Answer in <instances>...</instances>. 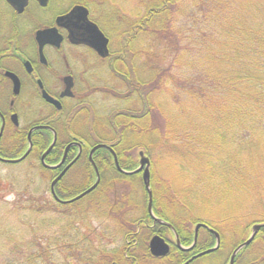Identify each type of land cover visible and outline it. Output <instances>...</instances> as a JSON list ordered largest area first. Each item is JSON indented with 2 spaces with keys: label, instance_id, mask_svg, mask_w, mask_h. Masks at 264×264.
I'll list each match as a JSON object with an SVG mask.
<instances>
[{
  "label": "trees",
  "instance_id": "16d2710c",
  "mask_svg": "<svg viewBox=\"0 0 264 264\" xmlns=\"http://www.w3.org/2000/svg\"><path fill=\"white\" fill-rule=\"evenodd\" d=\"M143 6L141 63L135 61L139 52L134 51L127 64L114 66V72L123 75L117 79L124 82L111 86V109L105 115L102 105L94 104L96 99L85 103L87 128L84 122L79 134L90 146L109 144L125 170L134 169V153L144 151L150 159L152 210L173 224L182 240L188 238L185 225L203 222L220 233L223 245L224 234L236 238L244 233L237 245L250 225L264 222V0H145ZM127 78L131 84L135 81L130 91ZM161 111L164 116L155 119L154 113ZM42 143L35 142L32 155L38 157L46 146ZM93 159L100 182L80 200L62 205L35 193L17 198L15 208L7 211L12 222L8 218L0 223V252L7 256L3 264H43L37 261L45 256L42 240L49 224L57 221L43 214L62 213L59 207L76 208L88 198L97 214H111L134 229L135 217L130 214L138 203L130 192L118 188L137 175L143 214L150 218L141 176L119 172L104 148L95 150ZM38 164L48 179L50 172ZM78 169L81 174L73 176ZM94 178L84 152L74 169L55 184V193L60 199L71 198ZM78 208L85 213L83 206ZM261 234L264 238V228L254 241ZM82 237L75 242L73 237L62 239L64 248L65 243L70 245L65 264H96L97 252L105 263L123 261L114 254L115 259L105 258L107 251L101 245ZM212 244V235L202 228L195 249ZM117 254L122 257L123 251ZM246 254L243 264L257 260L264 264V255Z\"/></svg>",
  "mask_w": 264,
  "mask_h": 264
},
{
  "label": "flooded vegetation",
  "instance_id": "af4514ba",
  "mask_svg": "<svg viewBox=\"0 0 264 264\" xmlns=\"http://www.w3.org/2000/svg\"><path fill=\"white\" fill-rule=\"evenodd\" d=\"M139 3L140 6L136 12V16H139L137 21L120 16L117 9L115 12L111 6L112 0H0L1 158H7L5 156L12 154H16L15 158H18L31 145L27 156L20 161L22 162L33 154L35 142H43L42 144L46 146L37 157L41 163V154L49 147L55 133L54 145L44 158L46 165L42 166L50 172L48 174L50 185V182L71 161L75 160L58 181L74 169L84 152L89 154L92 146L87 144L79 134L83 124L80 121L81 114L83 109L86 110L83 102L86 99L81 94L82 89L85 85L95 84L96 79L99 84L107 82L108 79L97 76L99 64L107 62L111 75L123 77L121 73L114 72V66L119 63L121 65L128 63L124 57L126 47L124 41L134 42L138 35H141V2ZM76 5L86 10L88 22L94 24L107 38L106 55L101 56L87 43L92 26L85 22L81 12L78 20H84V23L77 29L81 41L70 39L68 29L60 22V17ZM42 32L44 33L41 34ZM137 47L141 48V46ZM68 83L71 84L70 95L64 94ZM44 93L59 103V107L55 102L49 101ZM38 125L49 128L34 129L29 136V141L30 129ZM69 143L72 145L67 150L63 162L58 167H49L61 162L65 147ZM49 193L51 195L50 188ZM148 216L150 217L149 213ZM150 219V224L143 222L141 226L139 222L137 223L136 231L133 232L134 235L139 234L137 241L129 239L130 233L125 235L126 244H130L133 252H125L126 249L123 248L124 260L134 256V258L139 257L141 264H146L147 258L157 263L180 264L200 251L195 249L197 241L188 250L180 249L176 239L185 248H189L193 243V236L182 243L179 236L175 237L176 231L173 226L154 221L151 217ZM205 230L211 234L208 229ZM149 232L151 234L147 236ZM154 234L161 235L167 242L169 251L166 255L151 254L148 245ZM145 236H147V242ZM131 242H134L133 246ZM221 248L220 236L217 249L200 257L207 254L214 255ZM254 256L262 255L255 250ZM200 257L188 264H193V261ZM214 258L218 264L220 259L216 255ZM256 263L261 262L257 260Z\"/></svg>",
  "mask_w": 264,
  "mask_h": 264
},
{
  "label": "rangeland",
  "instance_id": "374dc122",
  "mask_svg": "<svg viewBox=\"0 0 264 264\" xmlns=\"http://www.w3.org/2000/svg\"><path fill=\"white\" fill-rule=\"evenodd\" d=\"M145 0H112V8H114L115 12L116 9L119 11L118 13L120 16H125V18H129L131 20H137L138 17L136 16V12L138 11V8L140 6L141 2V12L144 11L145 7L143 6V2ZM141 16V15H140ZM174 17H172L173 21ZM176 22L178 23V17L175 18ZM130 20V21H131ZM138 21V20H137ZM178 25V24H177ZM133 41V40H131ZM141 41V35H138L137 38V43H134L133 45L131 44L132 42L124 41L125 47V53L124 57L126 60H129L132 58L131 52L137 51L139 53H142L145 50L144 44L140 43ZM169 45V44H168ZM137 46H144V47H137ZM160 47V46H159ZM159 47H156L157 50H159ZM171 47V46H170ZM162 48V46L160 47ZM161 50V49H160ZM139 58H136L135 61L138 59L139 62L141 63V54L138 56ZM139 63V64H140ZM97 76L99 75L101 79H108L107 83L103 82L102 84L105 83L103 86L102 84H99L98 80L96 79L95 84H88L83 86L82 89V95L85 96L84 98V104H90L88 101H91L92 103L95 102V99L97 100V103L95 102L94 104H101V109L100 112H105V115L109 112L111 109V105L113 103V98L112 94V85L113 84H119L120 80L117 79L115 75H111V71L109 70V67L107 66V62L103 64H99L97 67ZM139 71L141 73V68H139ZM172 73L176 72L177 70L172 69ZM127 81L130 83L131 80L127 78ZM135 81L130 83L128 91H130L134 86ZM138 85L136 83L135 87ZM86 105V104H85ZM84 108H88L87 106ZM163 111L161 112H155L153 116H155V119H160V115L164 116ZM82 117L80 118V121L83 123H86V116H84V113L81 114ZM87 128V123L85 124ZM135 158L138 159L137 152L134 153ZM134 158V159H135ZM39 160L35 155L29 156L22 162H18L15 164H7L3 163L0 161V223H5L7 222H12V215H8L7 211L10 209L15 208V203L18 197H26L33 195L35 193L36 195H41L45 200L50 199L51 195L49 193L48 189V179H47V174L44 172L42 173V170L38 167ZM163 170V168H162ZM164 171V170H163ZM81 172H79V169L73 173V176H79ZM140 175V174H139ZM161 176V174H159ZM71 182V181H70ZM68 182V183H70ZM124 183H126L124 185ZM118 186V185H116ZM141 183H140V177L138 178V175L133 177L132 180H125L123 182V186L119 185L118 190H123L124 192H130L132 200L136 201L138 205L135 207H132L131 209L134 210L132 213H128L127 216L130 214L134 218V222L131 223V226L133 225L134 229L132 228H126L120 219L114 218L112 219V215H101L97 214L95 211V208H93V199L88 198L84 203H80L79 205L75 207H59L60 211L62 213H56V212H45L43 215L46 217H51L57 219V221L54 222V224H49L47 231H46V236L44 237L45 239L42 240V245L45 250V256L40 260H37L39 262H43V264H65L66 262L64 261V257L69 254V250L67 246H70L68 243L66 244V248L63 247V242L62 239H68L73 237V241L75 242L76 240H79V238H83L82 235H85L86 237H90L93 242V245L102 247L101 249H105L107 251L106 257L105 258H113V254L116 255L117 260H123L119 264H141V261H139V257H127L123 258L119 257L118 252L123 251V248L126 249L125 252L128 251V253L133 252V248L129 245L126 244L125 235L130 233L129 239L133 241H137L138 237L136 234L134 235L133 232L136 231V225L139 222V225L142 226L143 222H147L150 224V218H144L143 214V205H144V199H143V194L141 190ZM23 195V196H22ZM141 204V205H140ZM83 206L81 210L85 211L80 213L78 207ZM86 207V208H85ZM237 208V207H235ZM105 210V208H103ZM107 211V210H106ZM105 211V212H106ZM104 212V213H105ZM102 213V214H104ZM159 217V216H158ZM161 218V217H160ZM165 220V219H162ZM166 222L170 223L169 221L165 220ZM129 223V222H127ZM175 231L177 232L175 226L171 224ZM187 226L186 228V233L188 235V238L186 240H190L193 235V227L194 224L192 225H185ZM189 226V227H188ZM247 234L250 232V229H247ZM132 231V232H131ZM151 232V231H150ZM147 236H149L151 233ZM97 233L100 238L96 237ZM178 233V232H177ZM78 234V236H76ZM82 234V235H81ZM173 234V233H172ZM244 234V233H243ZM242 232H240V237L239 235L235 238V235L233 234H224V237L226 240L224 241V245L222 243V250L218 251L214 255L212 254H207L204 257H200L199 259L193 261V264H217L214 256L216 255L217 258L220 259L218 264H228V257L230 255V252L234 245H236V241H238L239 238L242 237ZM64 235V236H63ZM80 236V237H79ZM147 236L144 238L146 239L147 242ZM179 236V235H178ZM60 237V238H59ZM173 238V236L171 235ZM239 237V238H238ZM180 238V237H179ZM51 239L54 244L47 246L48 241ZM181 239V238H180ZM186 240H182V243H185ZM57 241V242H56ZM134 242H131V245L133 246ZM138 245V244H137ZM136 245V246H137ZM145 245V244H144ZM143 245V247H144ZM135 247V246H134ZM142 247V246H141ZM128 248V249H127ZM136 249V247L134 248ZM257 251L259 254L264 255V238L263 234L260 235L258 239H256L246 250L242 251L241 253L238 252L239 256L238 258V263L242 264L244 263L243 261H246L245 259L249 257V255H245L247 252L251 251ZM2 253L0 252V264H3L5 259L7 258L6 253L1 255ZM100 253L97 252L96 259L99 261ZM103 257V253L101 255ZM214 258V259H213ZM115 259V258H113ZM96 261V264L97 262ZM102 264H108V262L105 263L103 259L101 260ZM236 262V261H235ZM157 262L151 261L149 258L146 259V264H156ZM11 264H16V263H11ZM71 264H77V262H72ZM82 264V263H81ZM86 264V263H85ZM95 264V263H92ZM100 264V263H99ZM157 264H167V263H157ZM263 264V263H261Z\"/></svg>",
  "mask_w": 264,
  "mask_h": 264
},
{
  "label": "water",
  "instance_id": "95a60500",
  "mask_svg": "<svg viewBox=\"0 0 264 264\" xmlns=\"http://www.w3.org/2000/svg\"><path fill=\"white\" fill-rule=\"evenodd\" d=\"M80 12L83 13V15H84L83 17L85 19V22H87V24L92 26L91 36H90V39L87 40V43L90 46H92L93 48H95L96 51L101 56L106 55L107 52H108V50H107V38H105L103 36V34L99 31V29L94 24H92L91 22H88V20L86 18V10L82 6H79V5L74 6L72 9H70L69 12H67L65 15L60 17V22H62L65 25V27L68 29L70 39L72 38L73 41H81L79 36H78L79 34L77 33L78 27H80V25L84 23V20H78ZM43 33L44 32H42L41 34H43ZM70 88H71V84L68 83L66 85L64 94L70 95L71 94ZM45 96H46V98H48L49 101L55 102V100H53L47 94H45ZM56 105H57V107H59V103H56ZM42 127L49 128L48 126H44V125H42V126H40V125L34 126V127H32L30 129L29 134H28V138H29L31 132L34 129H38V128H42ZM53 133H54V131H53ZM29 141H30V138H29ZM54 142H55V133H54V137H53V140H52L51 144L41 154L40 161H41V164L43 166L46 165L45 161H44V158L48 154V152L51 150V148L53 147ZM77 144L79 145V143H77ZM71 145H72V143H69L68 145H66L65 150H64V154H63V158H62L61 162L58 163L57 165L49 166V167H58L63 162L65 154H66L67 150L69 149V147ZM30 146L27 148L25 153L22 156L18 157V158H1L0 157V160L5 162V163H17V162L21 161L23 158H25L27 156V154L30 151ZM99 148H105L112 154L113 162H114L115 167L117 168L118 171L123 172L125 174H133V173L141 172L142 182H143L144 188L146 190V194H147V211H148V213L153 217V219L155 221H158L160 223L166 224V225L171 227V225L168 222L156 217L153 214V212H152V190H151V186H150V159H149V157L147 155H145L144 151L141 150V149L137 151V154H138V166L135 169H133V170H124L119 165L118 160H117V156H116L115 152L113 151V149H112V147L110 145L105 144V143H97V144H95L90 149V152H89V155H88L89 162L92 164V166H93V168L95 170V174H96V178H95L94 183L92 185H90L88 188H86L85 190H83L82 192H80L79 194H77L76 196H74V197H72L70 199L62 200V199H59L56 196V194L54 192V185L64 175V173L66 172L68 167L75 161V160H73L68 165H66L63 168V170L51 181L50 190H51V194L54 197V199L57 200L58 202L62 203V204L71 203L73 201H76V200L82 198L83 196H85L86 194L90 193L91 191H93L97 187V185H98V183L100 181V176H99L97 167H96V165H95V163H94V161L92 159V155H93V152L95 150L99 149ZM202 226H206V225L204 223H202V222H198L194 226L193 243L191 244V246L189 248L182 247L181 244L179 243L178 239H176L177 246L179 248L183 249V250L184 249L188 250L192 246H194V244L196 243L198 230ZM262 227H264V222H256V223L252 224L251 231H250V234L248 235V237L242 243H240L237 247H235L234 250L232 251V253L230 255V259H229V264H233L234 257L237 254V252L242 247L247 246L253 240V238L255 237L257 232L259 231V229L262 228ZM208 228H209V231L215 237V245L210 247V248H208V249H205L203 251H200V252L194 254L193 256H191L189 259H187L186 261H184L181 264H188L193 259H195V258H197V257H199V256H201L203 254L212 252V251L217 249V247L219 245V241H220L219 240L220 239L219 238V234L214 229H212L210 227H208ZM175 236L177 238L176 233H175ZM149 250L155 256H163V255H165L168 252V245H167V243L164 241V239L161 236L154 235V236H152V238L149 241Z\"/></svg>",
  "mask_w": 264,
  "mask_h": 264
}]
</instances>
